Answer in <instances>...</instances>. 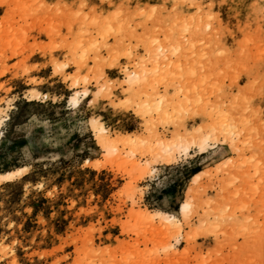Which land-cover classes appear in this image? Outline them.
<instances>
[{
  "label": "rangeland",
  "instance_id": "rangeland-1",
  "mask_svg": "<svg viewBox=\"0 0 264 264\" xmlns=\"http://www.w3.org/2000/svg\"><path fill=\"white\" fill-rule=\"evenodd\" d=\"M0 264H264V0H0Z\"/></svg>",
  "mask_w": 264,
  "mask_h": 264
},
{
  "label": "bare ground",
  "instance_id": "bare-ground-1",
  "mask_svg": "<svg viewBox=\"0 0 264 264\" xmlns=\"http://www.w3.org/2000/svg\"><path fill=\"white\" fill-rule=\"evenodd\" d=\"M220 113V112H219ZM228 123V121H226V120H220V125H219V128H220V130H221V132H223V134H224V132L225 131H228L226 134H224L225 136L227 135V134H230L231 135V132L230 131H232V130H234V132H233V134H236L237 133V131L235 130V128L233 127V126H231V124H227ZM229 126H231V129H230V127ZM222 127H224V129L222 128ZM233 128V129H232ZM100 131H101V133L104 135L105 133H106V130H105V128H100ZM235 131H236V133H235ZM228 136V138H230L231 136ZM226 136V137H227ZM200 137H202V136H200ZM233 137V136H232ZM211 138V137H210ZM203 139V138H202ZM209 139V138H208ZM204 140V139H203ZM206 140V139H205ZM207 142V141H206ZM206 144V143H205ZM185 145L186 144H184V143H181L180 142V140H176V142L169 148V150L170 151H172L173 149H174V147L175 146H184L185 147ZM106 147H108V145H105ZM116 150V149H115ZM188 150H189V147H187V151L186 152H188ZM145 174V173H144ZM145 176V175H144ZM168 221H167V224L168 225H166V229H170V228H172V226H175V225H177V223H178V220L175 218V217H170V218H168L167 219Z\"/></svg>",
  "mask_w": 264,
  "mask_h": 264
}]
</instances>
